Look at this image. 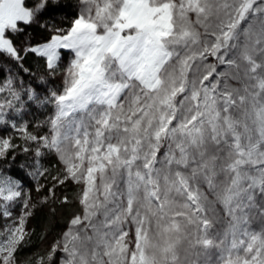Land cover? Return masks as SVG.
<instances>
[{
  "label": "snow or ice",
  "instance_id": "obj_1",
  "mask_svg": "<svg viewBox=\"0 0 264 264\" xmlns=\"http://www.w3.org/2000/svg\"><path fill=\"white\" fill-rule=\"evenodd\" d=\"M71 7L0 0V264H264V0ZM41 177L44 203L79 185L78 211L22 261Z\"/></svg>",
  "mask_w": 264,
  "mask_h": 264
},
{
  "label": "trees",
  "instance_id": "obj_2",
  "mask_svg": "<svg viewBox=\"0 0 264 264\" xmlns=\"http://www.w3.org/2000/svg\"><path fill=\"white\" fill-rule=\"evenodd\" d=\"M74 2L75 0H65V3H69V8L65 9L63 12L58 13V22H63L65 26H67V23L71 20V13L74 11V9L71 7V4ZM28 31L37 39L40 38V31L38 28H29ZM28 66L32 67V70L36 74V76L43 74V61L38 59L37 57L28 56L26 59L25 67ZM21 75L23 76L26 83L33 79L32 77H28L23 73H21ZM32 109L33 110L30 112V117L26 119L30 122H36L35 120L38 117V115L36 114L37 108L32 105ZM9 130L11 131L10 128ZM23 160L24 157L21 156L18 160V163L23 162ZM41 162L44 167L50 169L51 173L53 172V170H55L58 164L56 158L53 156L47 157ZM17 171L18 170L14 169L12 173L17 174ZM71 192L73 191H68L69 194ZM62 196L64 195H61V197ZM71 205V203L62 205L59 203V201H57L56 203H52L50 208L49 205L36 206V208L33 210V216L29 221V227L33 230V234L31 235L30 242L19 253L22 261L28 260L35 254H40L46 248L45 242L46 239L49 238V236L51 239H57L59 237L63 227L67 223L70 212L72 211ZM61 208H63L64 210L60 213L59 210ZM51 209H55V211L53 212L51 211ZM51 239H48V241L50 242Z\"/></svg>",
  "mask_w": 264,
  "mask_h": 264
},
{
  "label": "rangeland",
  "instance_id": "obj_3",
  "mask_svg": "<svg viewBox=\"0 0 264 264\" xmlns=\"http://www.w3.org/2000/svg\"><path fill=\"white\" fill-rule=\"evenodd\" d=\"M60 84H61V80H60L59 77H57V79L55 80V82L53 84H51L50 87H52L53 89H56V88H58L60 86ZM33 106H35V105H33ZM32 110H33L32 109V106H30L29 111H28V114L25 116V119L26 118L28 119L30 117V112ZM36 110H37V113L36 114L38 115V117L35 120L36 122L43 121L46 118V115H50L51 114V109L50 108L49 109H40V108H37ZM36 131L39 132L40 134H43V133H45L47 131V129L46 128H40V129H37ZM9 134L14 135V132L12 130L10 131L9 129H6V130L0 129V135H9ZM59 169H60V165L58 163L57 164V167L55 168V170H53L52 174L53 175L58 174ZM10 174L16 175L15 173L13 174L12 172ZM50 179H51L50 177H49L48 180H45L43 177H41L39 179V183H42V184L45 185V188L41 189L39 192L36 191L37 181L32 180L31 178H29V180L27 181L26 186L28 188L32 189V199L36 203V206L49 205V208L51 207V204H52V201L51 200H49L47 203H44L43 202V197L45 195H47V188L50 187ZM68 188H71V189H68ZM71 190L73 192H71L69 194L68 191H71ZM78 192H79V185L73 184L71 182H67L65 185L58 186L57 189H56V193H57L58 196L65 195V194H67L69 196L70 203L72 204L71 205L72 211L70 212V215L72 213L78 211V204L76 203V200H75V197L77 196ZM63 210L64 209L61 208L59 210V212L61 213V211H63ZM19 211H20L19 206H17V208L14 210V214H18ZM70 215H69V217H70ZM65 226L63 227L62 231L64 230ZM254 227H255V225H254ZM48 239H51L50 236H49ZM48 239H46V242H45V247L46 248L41 253H43L44 251H46L49 248V246L52 244L53 240H54L52 238L50 240V242H49Z\"/></svg>",
  "mask_w": 264,
  "mask_h": 264
}]
</instances>
